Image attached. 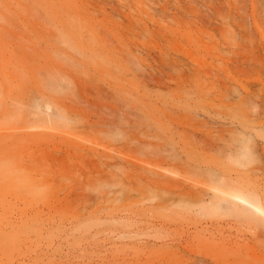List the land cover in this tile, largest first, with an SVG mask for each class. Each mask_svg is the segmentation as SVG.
Segmentation results:
<instances>
[{"label": "rangeland", "instance_id": "rangeland-1", "mask_svg": "<svg viewBox=\"0 0 264 264\" xmlns=\"http://www.w3.org/2000/svg\"><path fill=\"white\" fill-rule=\"evenodd\" d=\"M0 264H264V0H0Z\"/></svg>", "mask_w": 264, "mask_h": 264}, {"label": "bare ground", "instance_id": "bare-ground-1", "mask_svg": "<svg viewBox=\"0 0 264 264\" xmlns=\"http://www.w3.org/2000/svg\"><path fill=\"white\" fill-rule=\"evenodd\" d=\"M246 201H247L248 203H250L251 205L258 207V206L256 205V203H255L253 200H246Z\"/></svg>", "mask_w": 264, "mask_h": 264}]
</instances>
